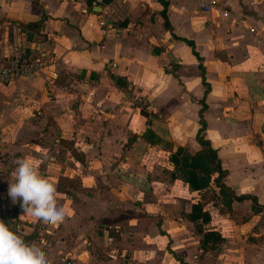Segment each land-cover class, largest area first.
<instances>
[{
    "label": "crops",
    "instance_id": "0c3cea01",
    "mask_svg": "<svg viewBox=\"0 0 264 264\" xmlns=\"http://www.w3.org/2000/svg\"><path fill=\"white\" fill-rule=\"evenodd\" d=\"M218 1L230 17L200 10L196 0H0V63L42 61L34 75L0 82V220L41 247L49 264H208L215 251L225 264H264V212L251 199L231 202L246 214L238 254L237 240L212 223L214 205L203 206L211 215L203 229L223 237L210 248L192 232L180 239L168 217L195 226L187 213L213 183L192 190L184 177L186 191L199 195L188 202L160 195L152 167L144 173L145 149L202 151L195 135L204 97V136L226 170L223 182L264 205V0ZM179 37L202 56L205 95L199 61ZM133 95L151 102L152 119L126 106ZM170 156L174 181L185 171ZM18 159L56 184L59 226L12 202V178L2 170H15Z\"/></svg>",
    "mask_w": 264,
    "mask_h": 264
},
{
    "label": "trees",
    "instance_id": "16d2710c",
    "mask_svg": "<svg viewBox=\"0 0 264 264\" xmlns=\"http://www.w3.org/2000/svg\"><path fill=\"white\" fill-rule=\"evenodd\" d=\"M103 1L108 2L110 0ZM165 24L169 27L168 22H165ZM179 38L190 46L191 52L199 61L198 67L201 70V82L205 85V95L209 90V85L204 77V67L201 63L202 56L196 51L195 44L192 40L183 37ZM200 103L201 107L198 110L200 126L197 129L195 138L202 147V151L189 154L182 147H178L170 156L175 168L185 171L186 182L192 190L199 191L213 183V186L217 189L216 193L218 197L215 204L225 212L232 211L231 202L234 199L241 201L247 198L251 199V208L254 212H264V205L257 202L256 196L248 193L235 194L231 188L223 182L222 178L225 176L226 170L221 166L215 148L211 146L209 139L204 136L205 121L203 118V111L206 107L204 97L200 100ZM210 188L212 187L210 186ZM187 218L195 223L201 245H208L210 248H216L217 244L223 241V237L219 231L214 229H203L202 223H208L211 219V215L203 208L200 200H196L192 203L191 210L187 213Z\"/></svg>",
    "mask_w": 264,
    "mask_h": 264
},
{
    "label": "clouds",
    "instance_id": "9594fccd",
    "mask_svg": "<svg viewBox=\"0 0 264 264\" xmlns=\"http://www.w3.org/2000/svg\"><path fill=\"white\" fill-rule=\"evenodd\" d=\"M11 173L8 195L13 203L21 202L24 212L51 227L65 219L63 208L57 207L56 184L45 178L28 159H18ZM0 264H49L43 249L26 243L21 235L0 220Z\"/></svg>",
    "mask_w": 264,
    "mask_h": 264
},
{
    "label": "rangeland",
    "instance_id": "374dc122",
    "mask_svg": "<svg viewBox=\"0 0 264 264\" xmlns=\"http://www.w3.org/2000/svg\"><path fill=\"white\" fill-rule=\"evenodd\" d=\"M195 75L196 74L193 72L188 74L189 78L192 79V81L195 80L194 79ZM136 96H137L136 98H135V95H133V97L130 96L125 103L126 106H128L129 108L130 107L133 108L135 106H138L139 109L141 110V112L145 114V117L147 116L146 119H148V116H150L149 119H152L153 118V114H152L153 106H151V102L146 100L141 95H136ZM192 112H193V107L187 106L186 110H185V114H187L188 116H191ZM125 144H127V143H125ZM156 150H159L158 147H156L155 150L152 148L148 152L145 149L146 154H144V156H143L144 157L143 159H145V162L143 161L144 173L147 174V172H148L147 168L152 167V170L150 171L151 174L150 175L148 174V176L153 177L154 181H155V179L158 178V181H155V183H153V185L156 188V191L160 192V195H167V192H169V195H170L169 198L170 199H182L183 201H188V202L194 201L196 199V197H198L199 195L195 194V193H189L186 191V187H185L186 185L184 182L185 176L183 175L182 170L176 171L177 172L176 176H178V179H176L174 181L168 179L170 176L169 174L171 172L168 169V159H169V156L171 155V153L168 152L166 149L159 150L157 153H155ZM124 155H126V153ZM148 164H149V166H148ZM216 190L217 189L214 186H212V188L210 190L209 189L206 190V194L204 196V199L202 198L203 200L201 202L204 207L214 205L213 207L215 208V206H217L215 204V201H217V198H218ZM164 199H167V198H161V200H164ZM162 203L160 202V205ZM208 203H210V204L207 205ZM213 207L211 209V210H213L212 223L217 227H221V228L224 227L225 228L224 233L226 234V236H228V237L230 235L233 236V238H229L230 241H232V240L236 241L237 240V243H236L237 245H234V247L238 248L239 250L234 249V252L236 254L240 253L241 252V246L240 245L241 244L244 245V242H247L246 241L247 232L240 230V227H241L240 222L244 221L246 218V216H245L246 214H245L244 209H242L241 208L242 206H241V207H238L236 209V211H232V213L231 212H229V213L224 212V214H221L218 210L213 209ZM233 212H236L240 215H238V217L237 216L233 217ZM168 220L170 222L171 221L176 222L178 224V226H180V228L177 230V236H179L180 239H183V236H186V234L190 233V232H192L190 235L193 238L199 236L198 232L195 229L194 224L191 222L188 223L186 221V219L183 218V216H181L180 214H178L177 216L171 215L168 217ZM247 239H248V237H247ZM45 240H46L45 237L40 239V241L42 243H44ZM243 249H244V254L249 252L248 249H245V248H243ZM230 252H232V250H229V253ZM244 257H245V255H244ZM222 259L223 260L225 259V255H223L219 251L209 252L205 256L206 263H208V264H225L224 262H221ZM238 262L239 261H235L236 264H243L244 263L243 261H240L239 263Z\"/></svg>",
    "mask_w": 264,
    "mask_h": 264
},
{
    "label": "built area",
    "instance_id": "2783aa9c",
    "mask_svg": "<svg viewBox=\"0 0 264 264\" xmlns=\"http://www.w3.org/2000/svg\"><path fill=\"white\" fill-rule=\"evenodd\" d=\"M198 8L202 11L206 12H214L217 11L221 14L223 18H228L231 16L230 10L227 8H220L218 0H196ZM102 2V0H94V4H98ZM99 24L102 26L107 25L105 19H101ZM42 65V61L39 59H23L21 57H12L0 63V82L8 81L15 77H30L34 75L37 70ZM39 113V111H37ZM1 138V137H0ZM0 159H3L0 155ZM3 174L9 178H12L11 173L14 170H2Z\"/></svg>",
    "mask_w": 264,
    "mask_h": 264
}]
</instances>
